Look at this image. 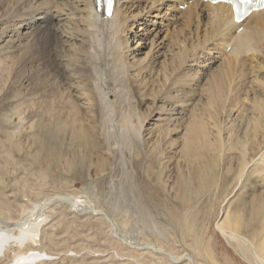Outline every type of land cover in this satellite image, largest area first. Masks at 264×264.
I'll use <instances>...</instances> for the list:
<instances>
[{
  "label": "rangeland",
  "instance_id": "374dc122",
  "mask_svg": "<svg viewBox=\"0 0 264 264\" xmlns=\"http://www.w3.org/2000/svg\"><path fill=\"white\" fill-rule=\"evenodd\" d=\"M29 1L33 0H24L22 5ZM15 2L0 0V13L5 5ZM166 8L163 3L157 12ZM24 11L20 9L16 14L22 15ZM17 18L8 17L0 22V31L5 24L14 33ZM43 25L27 24L20 29L31 33L33 41L23 39L9 45L4 44L8 37L0 38L1 50L6 52H0L2 225L22 221L47 199L71 196L78 199L76 209L57 202L45 211L46 219L34 248L47 253L50 259L41 264H173L166 253L181 257L179 264H254L227 243L215 224L223 221L226 214L238 216L245 209L246 221L253 220L246 235L256 236L259 245L264 241L261 219L250 215L252 201L264 206V157L258 164L264 152L262 131L256 162L245 174L240 188L236 187L237 157L245 142L243 131L249 129V134L254 133V124L260 127L264 115V94L257 90L254 81L264 72L255 76L246 71L249 74L240 79L231 75L221 77L217 71L223 58L216 50V64L195 69L201 71L199 77L204 74L202 81L213 79L212 90L222 82L221 92L207 94L209 99L196 97L189 101L188 111H183L178 120L168 114L167 121L154 122L150 118L156 116V105L145 97L148 91H143L130 72L119 74L114 62L99 58L91 76H73L58 65L54 48L59 44L58 38ZM136 30L137 26H133L127 36L132 39ZM9 47H13L11 52ZM16 48L19 50L14 51ZM107 87L121 92V104L112 107L118 110L111 111H115V120L122 112L128 117L134 115V121L140 118L144 125L148 120L145 126L152 129V137L156 135L163 142L159 150H153L151 144L135 145L131 155L125 153V162L120 161L117 151L107 150L99 135L103 113L110 111H105L101 102ZM81 102H87L88 107L82 108ZM158 105L165 106L169 113L168 102ZM193 109L197 113L194 117ZM192 121L195 125L190 126ZM196 124L204 138L221 149L220 155H184L182 140L196 135L188 132ZM218 130L222 131L220 138ZM45 147H49L56 160H51ZM156 151L160 153L158 162ZM147 246L165 253L157 254ZM145 247L147 250H143ZM14 251L9 250L0 264L9 262Z\"/></svg>",
  "mask_w": 264,
  "mask_h": 264
},
{
  "label": "bare ground",
  "instance_id": "6f19581e",
  "mask_svg": "<svg viewBox=\"0 0 264 264\" xmlns=\"http://www.w3.org/2000/svg\"><path fill=\"white\" fill-rule=\"evenodd\" d=\"M23 1L16 0L15 3H9L2 8L0 22L8 17L14 19L18 17L14 33H11L5 24L2 27L0 38H9L4 44L11 45L23 39L33 41L34 37L31 33H23L20 29H24L27 24L43 23V26L46 25V28L51 29L54 36L58 38L56 39L59 44H56L54 48L56 61L60 67H65L78 78L80 73H88L91 76L96 70L95 64L99 58L104 61L111 60L119 74L122 72L124 75L126 71L130 72L131 78L135 82H140L143 91H148L145 97H149L156 105L154 106L156 116L154 119L150 118L154 122L167 121L166 115L168 114L173 115L169 118L178 120L177 117H181L183 111H188L189 101H193L196 97L209 99L206 97L207 94L213 96L221 92L222 82L214 86L217 89L212 90L213 79L208 78L202 81L204 74H200L199 77L198 72L201 71L195 69L197 67L206 69L211 64H216L214 60L216 57L213 56L217 54L216 50L223 58L217 71V75L221 74V77L231 75L240 79L249 74L247 73L249 71L255 73V76L259 72H264V9L250 14L241 23H235L227 5H211L203 0H115L110 17H104L102 12H95V0H44L40 2L33 0L22 5ZM163 3L167 4V8L158 13L157 10ZM20 9L21 11L24 9V13L16 14ZM133 26H137V30L132 33L133 38L130 39L127 35ZM12 48L9 47L8 52H11ZM17 50L19 48L14 51ZM0 52L6 53L1 50V47ZM254 81L258 87L257 90L264 94V75H258ZM199 84L200 88H197ZM120 93L115 87H107V91L102 95L103 109L110 111L103 113L99 135L107 150L117 151L120 161L125 162V153L131 155L135 145L142 144L145 147L151 144L153 150H159L163 142L156 135L152 137V129L146 127L149 124L148 120L145 126L144 121L138 120L140 118H135L134 121L132 120L134 115L128 117L129 115L123 112L122 119L120 117L115 120V111L112 113L111 111L117 109L112 107L120 103ZM166 102L171 106L169 113L165 106L158 105ZM81 107L87 108L88 103L81 102ZM193 110L195 114H192V117L197 114L196 110ZM261 119L260 127L254 124V133L251 131L249 134V129L243 131L245 142L240 146L243 152L240 150L237 157L239 167L236 187L241 184L250 166L256 162L255 158L258 155L256 152L260 148L257 141L262 137L259 133L264 132V115ZM192 122V124L189 123L190 126L195 125L194 121ZM188 132H196V135L193 138L182 140L184 155L216 152L220 155L221 149L218 150L215 143L204 138L203 131L197 124L193 130ZM160 133L161 131L157 134ZM217 133L220 138L222 131L218 130ZM86 137L84 139L89 140ZM145 137L146 140H144ZM247 139L253 141L252 144ZM219 143L224 148V143L222 141ZM45 149L51 160L57 159L50 152L49 147ZM159 156L160 153L157 154V162ZM262 157H264V152L259 156V165ZM59 197L61 196L53 197V199ZM63 197H65L63 202H53V199L41 202L30 211L26 218L11 226H3L0 222V261L5 259L11 249L15 251L11 260L5 264H41L50 259L47 253L40 252L34 247L39 241L38 232L45 222V211L50 205L61 202L74 209L78 207V199L71 196ZM263 200L264 198H261V202ZM48 201L53 203L49 204ZM46 203L48 205H45ZM251 205L250 215L254 219L259 217L264 227V206H257L254 201ZM92 210L101 213L97 209ZM245 213L246 210L243 209L238 216L226 214L223 221L216 222L215 229L227 243L237 247L245 258H250L254 264H264V241L259 245L255 235L254 238L253 235L251 237L246 235L245 231L252 226L253 220L250 218L246 221ZM222 215H224L223 212ZM259 218L258 221H260ZM147 248L157 254L165 253L157 247L147 246ZM143 250H147L146 247ZM166 255L171 263L179 264L177 261L181 257L177 258L167 253Z\"/></svg>",
  "mask_w": 264,
  "mask_h": 264
},
{
  "label": "water",
  "instance_id": "95a60500",
  "mask_svg": "<svg viewBox=\"0 0 264 264\" xmlns=\"http://www.w3.org/2000/svg\"><path fill=\"white\" fill-rule=\"evenodd\" d=\"M65 197H59V198H55V199H53L52 201L54 202V201H61V202H63L65 199H64ZM49 202V201H48ZM47 202V203H48ZM53 202H49V204H52ZM45 204V205H48V204Z\"/></svg>",
  "mask_w": 264,
  "mask_h": 264
},
{
  "label": "snow or ice",
  "instance_id": "6c2138e0",
  "mask_svg": "<svg viewBox=\"0 0 264 264\" xmlns=\"http://www.w3.org/2000/svg\"><path fill=\"white\" fill-rule=\"evenodd\" d=\"M109 3H111V0H109Z\"/></svg>",
  "mask_w": 264,
  "mask_h": 264
}]
</instances>
